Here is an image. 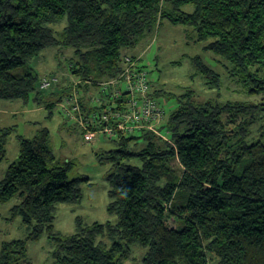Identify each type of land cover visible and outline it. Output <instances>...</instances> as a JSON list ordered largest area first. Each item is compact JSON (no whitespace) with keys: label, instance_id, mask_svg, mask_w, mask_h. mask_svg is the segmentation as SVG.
Instances as JSON below:
<instances>
[{"label":"trees","instance_id":"trees-1","mask_svg":"<svg viewBox=\"0 0 264 264\" xmlns=\"http://www.w3.org/2000/svg\"><path fill=\"white\" fill-rule=\"evenodd\" d=\"M163 20L183 26L248 95L263 98L199 101L190 87L177 94L150 80L152 99L175 103L162 124L168 140L150 131L108 138L115 147L95 157L110 165L107 212L116 220L77 218L69 235L55 229L57 206L79 203L89 177L76 173L74 160L56 157L47 128L18 136L0 203L19 198L12 212L27 235L2 242L0 264H33L27 245L44 235L51 264H264V0H0V100L32 99L54 112L70 88L43 94L29 65L42 50L70 48L76 79L109 80L124 56L142 61L123 51ZM190 60V78L219 91L221 75L200 56ZM79 88L86 106L91 86ZM13 130L0 129V161Z\"/></svg>","mask_w":264,"mask_h":264},{"label":"rangeland","instance_id":"rangeland-1","mask_svg":"<svg viewBox=\"0 0 264 264\" xmlns=\"http://www.w3.org/2000/svg\"><path fill=\"white\" fill-rule=\"evenodd\" d=\"M203 45L204 43H196L189 39L183 26L173 25L167 20H163L136 47L124 50L123 54L141 55L140 64L146 66V70L150 73V80L158 81L157 85L168 92L178 94L185 87H190L195 90L196 99L199 101L213 98L216 95H219L218 97L222 101L256 102L263 98L262 94L248 95L244 88L224 71L220 64V58L205 52ZM73 54V50L70 48L52 46L42 50L29 62V65L41 79L44 76H58L60 80L55 86L67 90L76 81L68 69ZM196 55L221 75L223 85L219 91L208 89L204 85L203 79L199 77H195L194 80L190 78L194 70L190 58ZM55 86L44 90L43 94L57 92ZM157 100L166 114H169L175 107V103L172 101ZM4 127H13L14 130L8 137L6 157L0 161V180L3 179L8 166L18 158V136L32 138L42 128H47L50 132L49 142L56 157L60 160H74L76 173L89 177L88 184H81L82 199L79 203H63L57 206L54 221L57 231L63 235L73 233L77 218L83 224H90L94 221L114 222L116 220L115 216L107 212V205L110 201L108 197L110 185L106 175L110 165L99 164L95 157L96 152L115 147L106 135H98L92 141H85L83 131L75 122L66 118L58 107L52 112L44 105H38L32 99L27 102L0 100V129ZM132 163L138 164L139 162L134 159ZM172 166L176 170L180 169L177 160L172 162ZM19 202V198L14 197L6 203H0V249L2 242L23 239L27 235L22 217L13 215L12 212V208ZM51 249L46 235L38 242H29L27 245L28 260L33 264H51ZM140 253L137 251L135 256L139 257Z\"/></svg>","mask_w":264,"mask_h":264},{"label":"built area","instance_id":"built-area-1","mask_svg":"<svg viewBox=\"0 0 264 264\" xmlns=\"http://www.w3.org/2000/svg\"><path fill=\"white\" fill-rule=\"evenodd\" d=\"M139 58L124 56L122 71L113 79L95 83L76 79L69 93L56 103L64 116L83 131L85 141H92L98 135L114 138L118 133L138 135L143 131L168 140L167 131H162L166 112L148 95L149 72L141 67ZM59 80L55 75L44 76L40 89L46 90ZM81 84L91 86L86 106L81 101Z\"/></svg>","mask_w":264,"mask_h":264}]
</instances>
